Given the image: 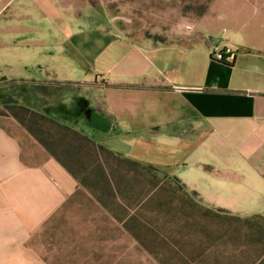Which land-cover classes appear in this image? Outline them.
Wrapping results in <instances>:
<instances>
[{
    "label": "crops",
    "instance_id": "0c3cea01",
    "mask_svg": "<svg viewBox=\"0 0 264 264\" xmlns=\"http://www.w3.org/2000/svg\"><path fill=\"white\" fill-rule=\"evenodd\" d=\"M0 78L87 88L98 100L79 104L113 120L115 153L174 168L211 207L264 216V0H213L169 44L132 41L86 0H0ZM80 188L0 121V264H52L43 231Z\"/></svg>",
    "mask_w": 264,
    "mask_h": 264
},
{
    "label": "rangeland",
    "instance_id": "374dc122",
    "mask_svg": "<svg viewBox=\"0 0 264 264\" xmlns=\"http://www.w3.org/2000/svg\"><path fill=\"white\" fill-rule=\"evenodd\" d=\"M86 1L101 18L110 21L111 27L132 41L169 44L183 41L213 0ZM27 82L31 81L0 78V121L19 136L29 153L37 154L39 147L47 150L19 121L34 127L38 137L48 144L59 140L57 129L30 113L43 111L39 106L43 104L52 110L58 108L54 111H60L56 115L59 117L62 113L79 115V126L85 135L104 140L114 152L112 138L93 131L89 112L81 111L83 103H90L89 98L97 102L93 92L78 85L59 90L57 82L48 81L39 82L46 83L47 90L40 88L36 90L40 93L34 94ZM122 183L130 188L118 201L103 186L96 187L99 185L92 179V188L80 186L76 196L47 224L41 238L43 252L52 264H254L262 254L238 228L224 235L220 232L221 227L226 228L222 222L197 213L184 215L177 209L178 201L161 207L162 198L146 200L148 183ZM131 211L139 214L132 222L128 221Z\"/></svg>",
    "mask_w": 264,
    "mask_h": 264
},
{
    "label": "trees",
    "instance_id": "16d2710c",
    "mask_svg": "<svg viewBox=\"0 0 264 264\" xmlns=\"http://www.w3.org/2000/svg\"><path fill=\"white\" fill-rule=\"evenodd\" d=\"M27 83H30L29 86L34 94L40 93L36 91L40 88L43 90L48 88L46 83L36 81ZM56 86L60 90L61 87L74 85L57 82ZM39 106H42L43 111L30 113L34 114L40 122L49 123L57 129L60 135L59 140L48 144L38 137L34 127L31 128L24 122H19L68 171L79 187L91 189L90 181L93 179L94 183L99 185L96 187L103 186L114 199L119 201L124 198V194H127L130 188V186L123 187L122 182L148 183L150 190L145 195L146 200L151 202L154 198H160V200L162 198V202L158 201L161 207L165 204L171 206L178 201L177 209L184 215L197 213L203 218L222 222L226 228L221 227L220 232L224 235L230 233L234 227L238 228L253 247L262 250V254L254 261V264H264V216L242 217L223 208L209 207L203 202L199 193L189 190L175 175L174 168H157L151 164L123 157L111 151L104 144V140L98 141L85 135L79 126V115L76 117L78 120L73 118L75 116L63 113L59 117L56 115H59L60 111L59 113L54 111L58 108L52 110L45 104ZM26 112L29 113V111ZM89 126L93 131L106 136L113 132L117 135L113 120L94 108L90 110ZM122 188H125L124 191ZM138 215L131 211L128 221L136 220Z\"/></svg>",
    "mask_w": 264,
    "mask_h": 264
},
{
    "label": "built area",
    "instance_id": "2783aa9c",
    "mask_svg": "<svg viewBox=\"0 0 264 264\" xmlns=\"http://www.w3.org/2000/svg\"><path fill=\"white\" fill-rule=\"evenodd\" d=\"M211 57L220 62H231L233 59V52L230 49L227 50H213L211 52Z\"/></svg>",
    "mask_w": 264,
    "mask_h": 264
}]
</instances>
